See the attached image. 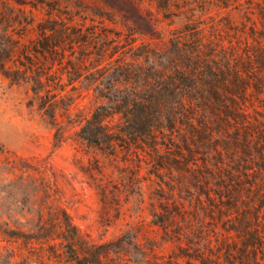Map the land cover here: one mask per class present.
Wrapping results in <instances>:
<instances>
[{
	"label": "trees",
	"instance_id": "16d2710c",
	"mask_svg": "<svg viewBox=\"0 0 264 264\" xmlns=\"http://www.w3.org/2000/svg\"><path fill=\"white\" fill-rule=\"evenodd\" d=\"M198 1L201 11L168 36L154 30L145 39L87 24L57 0L48 3L28 43L22 36L34 20L0 4V68L13 83L29 87V104L58 128V139L64 135L60 116L88 96L90 113L76 137L127 175L125 186L139 184L144 169L155 184L176 169L184 186L194 189L182 254L157 262L145 251L133 264H180L178 257L186 264H252L261 258L259 250L264 253V0ZM14 21L23 26L19 36ZM16 47L26 60L11 68L7 53ZM83 68L90 72L83 75ZM86 108L77 113L83 116ZM161 208L168 216L157 223L168 228L175 218L167 205ZM202 210L226 220L237 241L222 237L213 244L192 221L202 218ZM63 214L56 237L75 264H125L111 262L110 244L89 243L67 210ZM132 236L139 249L137 233Z\"/></svg>",
	"mask_w": 264,
	"mask_h": 264
},
{
	"label": "rangeland",
	"instance_id": "374dc122",
	"mask_svg": "<svg viewBox=\"0 0 264 264\" xmlns=\"http://www.w3.org/2000/svg\"><path fill=\"white\" fill-rule=\"evenodd\" d=\"M49 2L57 0H0L7 11L22 14L24 10V19L34 20L22 36L26 43L37 36V22L47 16ZM81 2L85 5H79ZM161 3L169 7H161ZM60 4L78 11L81 16L77 19L96 24L103 31H134L145 39L154 30L168 36L171 28L179 27L204 6L198 0H60ZM22 27L14 21L11 28L15 36L24 31ZM7 54L6 64L11 68L26 60L19 47ZM80 72L84 75L90 70ZM30 96L26 84L13 83L0 68V264H75L66 252V243L56 237L63 226L64 209L86 241L110 244L111 262L116 259L133 264L145 251L149 260L157 262L182 254L185 216L193 210L196 197L194 189L184 186L180 172L167 171L164 180L155 184L144 169L136 177L139 184L125 186L127 175L76 137L79 122L90 113L88 96L60 116L61 140L58 128L29 104ZM85 106V114L80 116L77 111ZM161 204L167 205L170 218H175L168 228L157 223L168 216ZM174 205L185 215L180 216ZM201 214V219L192 217V221L204 228L207 236L212 235L213 244L222 237L237 241L236 233L226 230V220L213 219L203 210ZM134 231L139 249L134 244ZM47 233L54 235L44 237ZM119 244L132 251L122 252ZM259 256L258 263L252 264H264L263 251L259 250ZM186 260L178 257L180 264Z\"/></svg>",
	"mask_w": 264,
	"mask_h": 264
}]
</instances>
